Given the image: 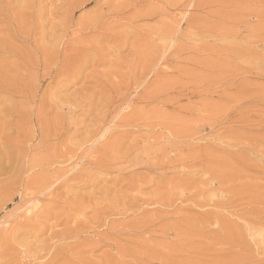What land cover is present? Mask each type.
Instances as JSON below:
<instances>
[{
    "label": "rangeland",
    "instance_id": "obj_1",
    "mask_svg": "<svg viewBox=\"0 0 264 264\" xmlns=\"http://www.w3.org/2000/svg\"><path fill=\"white\" fill-rule=\"evenodd\" d=\"M7 1L0 42L36 53L17 26L40 2ZM50 1L74 14L66 40L90 25L65 78L25 64L31 140L0 190V264H264V0Z\"/></svg>",
    "mask_w": 264,
    "mask_h": 264
},
{
    "label": "bare ground",
    "instance_id": "obj_2",
    "mask_svg": "<svg viewBox=\"0 0 264 264\" xmlns=\"http://www.w3.org/2000/svg\"><path fill=\"white\" fill-rule=\"evenodd\" d=\"M38 1L40 2V3L39 2L38 3L41 5L42 0H38ZM34 2L35 1H33V3ZM47 2H48V0H47ZM50 2L52 4V1H50ZM30 3H31V0H28V4H30ZM39 4H37L38 5V7H37L38 10L36 9V5L34 7V10L37 11V12L32 13V16H31L32 20H29L28 22L24 23L22 26H19V25L17 26V27H19L18 32L20 34H22L25 39L32 40L33 43H31V44L34 45L36 53H33L31 55H27L25 53H22L21 51H18L15 47L9 45L6 41H1L0 42V53H2L1 50H4V52H6V53H9V54L11 53V54H14V55L16 54V58H17L16 61L11 63L10 65L0 66V102H1L2 99H7V101L9 102V104L0 107V190L2 188H4L6 185H8L7 183H10L14 179V176H15L14 168H15V159H16V155H15L16 154V148H18V146H19L20 151H21V153H20L21 158L22 157H25V158L28 157V155H27L28 154L27 144L30 142L31 137L27 134L26 129L24 128L23 119L25 117H27V120H28V118L33 116V113H32V111L26 112L25 110H23V102L24 101L20 102V101L14 100V97H24V98L25 97H29V92H28L29 91L28 90L29 89V85L31 84L33 79H34V81L36 80V76L33 75L30 72V69L28 70L26 68L25 64L34 66L37 69L38 68L42 69L45 72V75H50L51 72H52L53 67H56V77L57 76L58 77H60V76L62 77L63 76L65 78L66 75L64 76V73H63V71L61 69L63 66H59V63H61V62L63 63L64 60H65L64 63L65 62L67 63V60L70 59L68 57H70L72 55V53L71 54H69V53L73 52L74 51L73 49L77 48V47L76 48H72V45H74L76 42H78V36H81L83 34L82 32L85 31V28L90 25L89 23L86 22L87 25L85 27V23L80 24L79 20H77L79 23H75V24L78 27V28H76V29H78V31L76 33L71 34V37H72L71 39L69 38V40H66L67 33L69 32L68 29L70 28L71 23H73L75 21L74 20V14L71 12V13L67 14L66 17L63 14L62 16H64L65 18H61V15H60L61 12L60 11L64 7V5H62V3L61 4L59 3L60 5H58V3L57 4H52L51 5L52 8H50V10L47 13H43L42 9L41 10L39 9V8H41V7H39L40 6ZM11 5H12V3H11ZM9 6H10V4H9ZM10 7H12V6H10ZM8 9H9V7H8ZM13 10L10 9V11L8 12L9 15H10L9 18H8V23L6 22L7 23L6 26H8V27L9 26L10 27L13 26L12 24H16V22H17L16 18L14 17ZM107 12H108V10H107ZM7 15H5V16H7ZM111 16H114L113 13H112ZM110 17H108V18H110ZM104 18L105 17L103 16V13H99L98 18H97V20L94 21V23L100 21L101 19L104 20ZM83 24H84V26H83ZM48 26L50 27V29L48 28ZM99 28H97V29H99ZM101 28H103V25H102ZM106 29H109V28H106ZM99 30L96 31V35L94 36L95 39L100 36ZM87 31H88V28H87ZM92 31H94V29H92ZM80 32H81V34H80ZM109 32H110V30H109ZM100 33H101V31H100ZM105 33H107V32H105ZM105 33H104V36L106 35ZM165 33H167V32H165ZM37 35H39L38 38H36ZM117 37H119V35ZM120 37H121V34H120ZM67 38H68V36H67ZM47 39H48V43L45 44L44 40H47ZM69 46H71V47L69 48ZM62 47L64 49L65 48L66 49L64 51H62L61 50ZM67 48L69 50H67ZM70 49H72V50H70ZM79 49H82V48H79ZM84 50H85V48H84ZM31 51L35 52L33 50H31ZM31 51H30V53H32ZM90 51H88L89 53H86V56H85L83 51H82V53L84 55L82 53L79 54V55H83L84 58H87L88 54H89V56H91L90 55ZM62 52H64V57H63L64 60H61V58H62L61 56L63 55ZM97 53H98V51H97ZM75 55L77 56V53L76 54L74 53L73 57H75ZM92 55H93V53H92ZM95 55H98V54H95ZM154 55L155 54H153V57H154ZM92 57H95V56L93 55ZM77 59L78 58H76V60ZM89 59H90V57H89ZM93 59L94 58H92V62L94 61ZM72 61L69 60V62H72ZM85 61H88V59H86ZM95 62L97 63V59H95ZM79 63H78V65H79ZM71 64L75 66L74 63H71ZM80 64H82V63H80ZM83 64H84V62H83ZM81 67H83V65ZM72 68H71V73L74 70V69L72 70ZM23 70L26 71V72L23 73L22 72ZM64 70H67V69L64 68ZM34 71H36V70H34ZM74 71H75L74 73L78 72V71H76V68H75ZM79 72H80V69H79ZM34 74H36V73L34 72ZM45 75L43 74L44 77H45ZM63 80L64 79L60 80V84H61V82ZM55 84H56V82H55ZM53 86H54V84H53ZM41 102H40V104H41ZM39 105H38V108H39ZM44 111H46V110H44ZM44 111H43V113H44ZM43 113H41L38 116V119L40 117H43ZM34 115H35V112H34ZM38 140H39V138H38ZM39 142H42V141H39ZM44 149H45V147H44ZM17 152L19 153V149L17 150ZM69 154H70V152H69ZM19 169H21V168H19ZM84 179H85V177H84ZM45 190H46V188H45ZM51 190H53V189H51ZM35 206L36 205H32L31 207L28 206L29 208L27 207V210H26L25 214L28 215V213H30V211L33 212L32 209ZM40 214L41 213H39V215ZM39 215L37 214V216H39ZM27 218H28V216H27ZM32 219L33 218H31V221H32ZM33 226H35V225H33ZM26 230H27V228H26ZM29 235H30V233H29Z\"/></svg>",
    "mask_w": 264,
    "mask_h": 264
}]
</instances>
